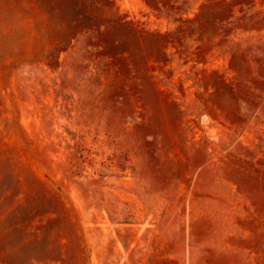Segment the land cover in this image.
I'll list each match as a JSON object with an SVG mask.
<instances>
[{"label": "rangeland", "instance_id": "rangeland-1", "mask_svg": "<svg viewBox=\"0 0 264 264\" xmlns=\"http://www.w3.org/2000/svg\"><path fill=\"white\" fill-rule=\"evenodd\" d=\"M0 264H264V0H0Z\"/></svg>", "mask_w": 264, "mask_h": 264}]
</instances>
